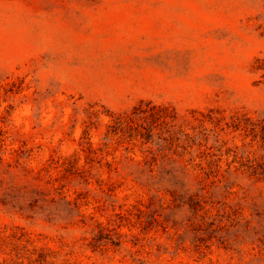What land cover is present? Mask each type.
Listing matches in <instances>:
<instances>
[{"label":"rangeland","instance_id":"rangeland-1","mask_svg":"<svg viewBox=\"0 0 264 264\" xmlns=\"http://www.w3.org/2000/svg\"><path fill=\"white\" fill-rule=\"evenodd\" d=\"M0 264H264V0H0Z\"/></svg>","mask_w":264,"mask_h":264},{"label":"trees","instance_id":"trees-1","mask_svg":"<svg viewBox=\"0 0 264 264\" xmlns=\"http://www.w3.org/2000/svg\"><path fill=\"white\" fill-rule=\"evenodd\" d=\"M149 105V103L147 104ZM157 108H161L158 106H152L150 107L148 110L146 109H141L139 107H137L134 111H132L131 114L126 115V116H119L117 118V122L119 125H126L129 128L134 127V122L136 119L138 120H162L165 123H168V118H170V116H161L157 113V111H154ZM171 120L173 121V116L171 118ZM148 135V134H147ZM150 135V134H149ZM140 137L142 139V141L144 142V140L146 139V136L144 137V134L140 131L137 130V133L135 134L134 137ZM58 167H61L62 170V177L64 179L69 178L70 176H76L78 177V179L80 181H82L85 185L89 184V177L84 174V171L82 169H79L78 167L75 166V162L74 160L70 159V158H63L60 162L58 161ZM64 187V185H62V188ZM81 193L76 192V196L73 197L71 200L66 201L68 204L73 205L74 207L78 208L79 207V200L81 198L80 196ZM61 198H63L65 200L66 194L64 192H60ZM105 227L102 226L101 224H98V233L99 235H101L102 237V233L105 232ZM95 242V240L93 241Z\"/></svg>","mask_w":264,"mask_h":264}]
</instances>
